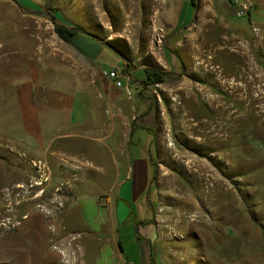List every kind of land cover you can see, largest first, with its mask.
I'll return each mask as SVG.
<instances>
[{
  "label": "rangeland",
  "instance_id": "1",
  "mask_svg": "<svg viewBox=\"0 0 264 264\" xmlns=\"http://www.w3.org/2000/svg\"><path fill=\"white\" fill-rule=\"evenodd\" d=\"M182 1L0 0V264L91 263L63 222L80 169L9 138V61L24 53L64 68L71 49L55 25L90 35L103 49H82L119 71L125 97L154 109L141 124H156L152 223L165 262L264 264V25L251 21L260 7L247 0L238 17L234 0H197L178 19ZM146 69L164 81L145 84ZM117 233H131L133 250L134 231Z\"/></svg>",
  "mask_w": 264,
  "mask_h": 264
},
{
  "label": "crops",
  "instance_id": "2",
  "mask_svg": "<svg viewBox=\"0 0 264 264\" xmlns=\"http://www.w3.org/2000/svg\"><path fill=\"white\" fill-rule=\"evenodd\" d=\"M251 1L260 7L251 21L264 25V0ZM188 2H181L178 19L189 9ZM95 44L101 47L84 35L71 36L67 46L72 59L60 61L64 68L25 63L24 53L9 61V138L36 147L38 156L59 155L80 169L81 181L69 191L63 222L81 234L79 244L90 264H135L133 259L167 264L171 255H159L152 223L157 211L151 181L156 124H141L154 109L147 99L137 96L133 101L100 76L104 68L82 49ZM57 47L61 45L54 52ZM18 52L9 50V58ZM122 227L134 231L133 250L125 248L131 233L125 241L117 233ZM91 242L98 246L95 254Z\"/></svg>",
  "mask_w": 264,
  "mask_h": 264
},
{
  "label": "built area",
  "instance_id": "3",
  "mask_svg": "<svg viewBox=\"0 0 264 264\" xmlns=\"http://www.w3.org/2000/svg\"><path fill=\"white\" fill-rule=\"evenodd\" d=\"M233 4L237 8L238 17L247 16V12H249L251 6L247 0H234ZM100 76L103 79L108 80L115 89L123 90V92L127 95L130 94L129 86L125 84L124 77L119 73L117 69H103L100 72Z\"/></svg>",
  "mask_w": 264,
  "mask_h": 264
},
{
  "label": "trees",
  "instance_id": "4",
  "mask_svg": "<svg viewBox=\"0 0 264 264\" xmlns=\"http://www.w3.org/2000/svg\"><path fill=\"white\" fill-rule=\"evenodd\" d=\"M196 2H197V0H189L188 3L192 8H195ZM54 31H55L56 35L59 37V39L62 40L63 42H66V43H69V37L75 35L76 33H80V34H82L88 38H91L90 35H87L83 32L81 33L80 31H71V30L65 29L59 25L54 26ZM144 73H145V78H146L145 84H151V85L160 84L165 79L164 76L160 72H158L154 69H146L144 71ZM152 168H153V172H152V177H151L152 180L151 181L154 180L155 166H152ZM151 262H152V260H151Z\"/></svg>",
  "mask_w": 264,
  "mask_h": 264
},
{
  "label": "bare ground",
  "instance_id": "5",
  "mask_svg": "<svg viewBox=\"0 0 264 264\" xmlns=\"http://www.w3.org/2000/svg\"><path fill=\"white\" fill-rule=\"evenodd\" d=\"M6 197V196H5ZM7 197H9V195L7 196ZM3 198H4V196H3ZM4 201H5V199H4ZM7 203H9V202H7ZM6 203V204H7ZM4 207H6V205L4 206ZM7 215L9 216V211L7 212ZM62 254V253H61ZM55 258V257H54ZM64 258H66L65 256H64ZM39 263V262H38Z\"/></svg>",
  "mask_w": 264,
  "mask_h": 264
},
{
  "label": "water",
  "instance_id": "6",
  "mask_svg": "<svg viewBox=\"0 0 264 264\" xmlns=\"http://www.w3.org/2000/svg\"><path fill=\"white\" fill-rule=\"evenodd\" d=\"M74 30V29H73Z\"/></svg>",
  "mask_w": 264,
  "mask_h": 264
}]
</instances>
